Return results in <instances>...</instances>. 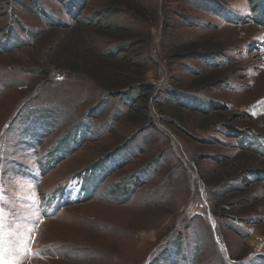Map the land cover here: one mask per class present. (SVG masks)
Segmentation results:
<instances>
[{
    "label": "rangeland",
    "instance_id": "rangeland-1",
    "mask_svg": "<svg viewBox=\"0 0 264 264\" xmlns=\"http://www.w3.org/2000/svg\"><path fill=\"white\" fill-rule=\"evenodd\" d=\"M130 1L142 16L101 18L125 0H84L79 19L96 16L141 38L127 57L153 59L143 69L156 117L158 105L171 104L167 88L193 92L216 112L185 109L183 118H165V129L149 125L119 145L137 128L130 102L102 96L86 75L60 74L52 62L72 59L62 48L76 36L97 52L121 40L78 27L62 0H0L5 264H264V183L229 194L221 185L255 156L237 146L225 119L251 126L264 144V18L255 8L262 0ZM190 46L210 55L179 56ZM199 76L218 81L191 89ZM254 217L259 224L241 221Z\"/></svg>",
    "mask_w": 264,
    "mask_h": 264
},
{
    "label": "trees",
    "instance_id": "trees-1",
    "mask_svg": "<svg viewBox=\"0 0 264 264\" xmlns=\"http://www.w3.org/2000/svg\"><path fill=\"white\" fill-rule=\"evenodd\" d=\"M62 1L67 4L69 12L71 13V15H73V18L77 20L78 27H83L86 29V31H90L91 33L97 34L99 36L102 35L107 36L110 39L117 38L121 40L115 41L111 46H109L108 49L104 48L103 51H101L102 49H100L98 50L99 52H97L93 49H86V47L82 48L81 41L79 37L76 36L74 38L77 42L76 45L70 44L62 48V51L64 53L65 50H69L73 53L72 59H59L57 61L52 62V65H54V67H61L60 74L64 73V71H67L68 69L70 73L76 72L77 74L86 75L87 78L93 80L94 84L98 86V91L102 96L110 97L111 95L115 98L119 96L125 97L130 102L129 111L128 113H126L127 118H129V121H131L132 123L134 122V124L137 125V128L129 138H124V141L120 142L119 145H128L129 141L136 138V135L142 132L140 130H143V132L146 131L149 125L155 126L157 123H160L165 129V125L163 123L166 120L165 118H169L171 120H174L176 117L183 118L182 116L184 114L183 112L185 109L201 112L203 114H210L211 112H216V110L212 106L208 105L200 96L195 95L193 92H191V94H193L191 95L187 92L188 90L179 91L177 89L167 88L165 89L167 101H169L171 104L174 103L175 106L171 104L169 106L158 105V109L162 110V114L157 111L156 113L158 115H161V117L160 119L156 117L155 113L152 111L153 108H155L152 104V98H154L155 96L154 84H152L146 78L148 69H143V64L145 65L146 63H152L153 59L149 56V53H147L148 55L146 56L144 61L143 58H139V61L134 62L130 61L131 58L127 57V52H131L132 50H134V43L138 42L141 38L132 35V33H129L128 28L118 31L111 25L101 26V24H99V21L101 19H97L96 16H91L89 18L82 17L81 19H79V16L81 15L80 11L84 7V0ZM208 1L213 2L211 0ZM262 1L260 2L262 3L260 5L255 3V8L260 7V9L258 10V14L261 16V18H264V3ZM124 4L129 7H123ZM121 6V8H112V6H109L108 8H106V10L110 11L101 12V18H107L113 14H118L122 12V10H130L136 12L141 16L143 15V9L140 3L137 4L133 1L131 2L130 0H125L124 3H121ZM40 8L41 7H39V9ZM255 11L257 12V9ZM154 39L155 35L153 40ZM69 46H72L73 49L71 50ZM199 48L201 47H185L184 52L182 51V53L178 54L179 56H186L187 58H189L188 60L193 58L206 59L210 55L209 52L211 51L205 49V51L199 52ZM32 70L34 71V69ZM39 74L43 76H48L49 72H45L42 70L39 71ZM217 78L218 76H199V79L192 81L191 89L211 86L213 83H216L218 81ZM140 105L144 106V110L140 109ZM164 108H168L169 112L165 110L163 111ZM147 113H150L151 117ZM136 115H139L141 117L138 118L136 117ZM88 116L94 115H90L88 113ZM143 116L145 117L143 118ZM154 118L158 119V121ZM231 119L232 118H227L224 120L225 122H223L226 123V127L232 130L229 131V135L232 134L230 136L235 137L236 144L241 150L251 152L255 154V156H252V159H254V161L251 162H248L249 158H247L248 167L245 165L240 166L239 164L238 166L240 168H238L235 176L230 174V176H225V179L224 176H222L224 182L222 181L221 185L226 183V185L224 186V191L226 194L228 192L232 193L234 191L245 190L247 189V186H256L264 183V144L261 141L262 137L258 138V136H260L259 134L254 135L253 132H255V130L251 126H233V124L228 123V121H230ZM175 136L177 137L176 132ZM204 139L205 138H203L202 140ZM119 145L117 147L122 148L119 147ZM160 159V157H156L152 158V160L150 161L153 164L154 162L160 161ZM215 159H218V157H215ZM150 161L146 164L151 163ZM150 168L151 167H148V169ZM163 168L164 167L161 166L159 169L156 170V172H163ZM228 178L230 181L228 180ZM233 217L237 218L236 215H233ZM241 221H244V223L246 222L250 225L259 224L260 218H247ZM238 232L240 235L242 234L240 229Z\"/></svg>",
    "mask_w": 264,
    "mask_h": 264
},
{
    "label": "snow or ice",
    "instance_id": "snow-or-ice-1",
    "mask_svg": "<svg viewBox=\"0 0 264 264\" xmlns=\"http://www.w3.org/2000/svg\"><path fill=\"white\" fill-rule=\"evenodd\" d=\"M0 239H2V237H0ZM0 264H5V262L3 260L2 251H0Z\"/></svg>",
    "mask_w": 264,
    "mask_h": 264
}]
</instances>
